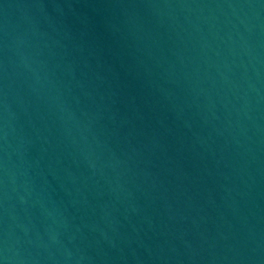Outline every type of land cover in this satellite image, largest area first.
Wrapping results in <instances>:
<instances>
[{"label":"water","instance_id":"water-1","mask_svg":"<svg viewBox=\"0 0 264 264\" xmlns=\"http://www.w3.org/2000/svg\"><path fill=\"white\" fill-rule=\"evenodd\" d=\"M0 264H264V0H0Z\"/></svg>","mask_w":264,"mask_h":264}]
</instances>
